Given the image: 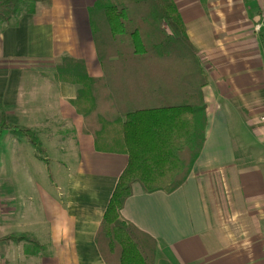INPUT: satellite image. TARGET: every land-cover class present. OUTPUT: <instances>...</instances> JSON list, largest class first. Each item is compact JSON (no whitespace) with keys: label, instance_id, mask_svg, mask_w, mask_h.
I'll return each instance as SVG.
<instances>
[{"label":"crops","instance_id":"crops-1","mask_svg":"<svg viewBox=\"0 0 264 264\" xmlns=\"http://www.w3.org/2000/svg\"><path fill=\"white\" fill-rule=\"evenodd\" d=\"M95 1L52 0L51 6L23 15L17 26L0 25V125L5 116L30 129L44 149L43 159H54L67 182L59 197L43 194L44 243L27 233H9L20 226L13 216L22 181L13 175L12 186L0 184L14 208L10 216L0 210V229L13 219L8 231L0 232L2 259L18 244L2 238L28 235L40 247L24 242L22 264L40 260L41 251L46 255L39 264H105L95 238L129 162L126 111L137 100L146 105L162 103L163 97L158 89L155 95L135 91L131 74L113 71L117 63L101 65L88 16ZM174 2L207 75L201 89L206 140L184 186L172 194H148L135 184L122 216L155 240L154 264H264V32H254L264 17V0ZM65 57L82 60L93 81L78 86L60 80L56 68ZM180 68L177 64L174 74L179 100L181 94L195 98L196 83L191 91L190 76ZM30 146L36 149L3 130L0 166L13 160L19 175L16 158L26 159ZM29 152L41 158L37 149ZM7 176L2 166L0 180L7 182Z\"/></svg>","mask_w":264,"mask_h":264},{"label":"trees","instance_id":"trees-1","mask_svg":"<svg viewBox=\"0 0 264 264\" xmlns=\"http://www.w3.org/2000/svg\"><path fill=\"white\" fill-rule=\"evenodd\" d=\"M51 5L52 0H0V25L17 26L23 15ZM88 16L101 65L106 69L109 62L117 63L113 71L117 76L131 74L135 91L146 94L149 89L155 95L158 89L163 97L162 103L146 105L137 100L126 111L123 135L129 162L95 238L105 264H154L155 240L126 221L122 211L135 184L148 194H172L187 182L206 140L207 105L201 89L207 85V75L174 0H96ZM177 64L190 76L191 91L195 81V98L181 94L179 100ZM56 71L60 80L78 86L93 81L82 60L65 57ZM158 71L165 74L163 78L157 77ZM5 129L23 135L39 154L44 153L30 129L10 124L3 116L0 136ZM2 240L40 247L28 235Z\"/></svg>","mask_w":264,"mask_h":264},{"label":"rangeland","instance_id":"rangeland-1","mask_svg":"<svg viewBox=\"0 0 264 264\" xmlns=\"http://www.w3.org/2000/svg\"><path fill=\"white\" fill-rule=\"evenodd\" d=\"M71 1V0H70ZM74 3L80 4L83 0H73ZM220 0H218V3ZM223 6V5H222ZM79 7H81L79 5ZM219 7V6H217ZM219 11V10H218ZM20 137H24L20 135ZM25 138V137H24ZM29 150L33 153L36 149L30 146L27 147V156L26 159L22 160L21 158H16L15 164L20 163L17 165L18 172H13L14 163L13 160H6V163L3 165L1 164L0 169L2 170V166H6V169L9 171L10 176H7V182H3L4 178H1L0 184L7 183L11 184L12 186V178L13 175L20 176L21 181L20 184H17V202L15 204L16 212L13 216L20 226L15 228H10L9 233L13 234H21L27 233L28 235H32L42 243L45 242V238L48 235L47 229L43 227L42 223H44L45 219V210H43V194L48 195L50 198L59 197V190L64 191L66 190V180L64 177V170L61 172V166L53 159V160H45L44 153L40 154L41 158H37L35 156L28 155ZM30 153V152H29ZM18 159L20 162H18ZM12 170V171H11ZM60 170V172H59ZM9 192V191H8ZM10 197L3 195V188L0 187V210L2 213H6L8 216L14 211V208L10 202ZM9 209V211H8ZM8 212V213H7ZM1 222L4 219L0 220ZM9 223V225H3L0 232L2 233L6 227L11 226L13 223V219L7 218L5 220ZM8 230H5L7 232ZM12 244V243H8ZM16 245V252L12 251L10 253L4 251L5 255L2 259V255L0 258V264H22L24 263V259L22 256V246L27 245L24 242L14 244ZM34 248L36 246L33 245ZM14 250V249H13ZM38 250V248H37ZM41 255H46L45 252L41 251ZM43 256L38 259H31L30 264H39L40 261L43 260ZM26 263V262H25Z\"/></svg>","mask_w":264,"mask_h":264},{"label":"built area","instance_id":"built-area-1","mask_svg":"<svg viewBox=\"0 0 264 264\" xmlns=\"http://www.w3.org/2000/svg\"><path fill=\"white\" fill-rule=\"evenodd\" d=\"M254 32L257 34L264 32V17L258 23L255 24Z\"/></svg>","mask_w":264,"mask_h":264}]
</instances>
